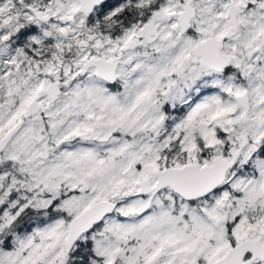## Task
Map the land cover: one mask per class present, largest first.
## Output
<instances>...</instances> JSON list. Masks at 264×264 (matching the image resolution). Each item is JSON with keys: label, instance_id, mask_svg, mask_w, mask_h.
Masks as SVG:
<instances>
[{"label": "snow or ice", "instance_id": "obj_1", "mask_svg": "<svg viewBox=\"0 0 264 264\" xmlns=\"http://www.w3.org/2000/svg\"><path fill=\"white\" fill-rule=\"evenodd\" d=\"M0 264H264V0H0Z\"/></svg>", "mask_w": 264, "mask_h": 264}]
</instances>
